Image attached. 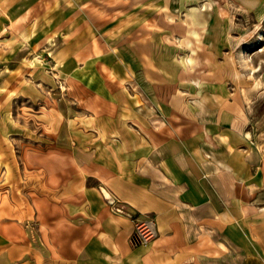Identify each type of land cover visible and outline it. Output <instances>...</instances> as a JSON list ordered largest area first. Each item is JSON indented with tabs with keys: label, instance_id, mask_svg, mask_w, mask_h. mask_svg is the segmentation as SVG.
<instances>
[{
	"label": "crops",
	"instance_id": "obj_1",
	"mask_svg": "<svg viewBox=\"0 0 264 264\" xmlns=\"http://www.w3.org/2000/svg\"><path fill=\"white\" fill-rule=\"evenodd\" d=\"M76 7L0 0V63L20 66L10 43L23 40L37 64L0 77V104L41 105L36 144L17 148L19 133L0 127V264H264V142L218 75L223 55L191 33L183 50L160 47L158 32ZM144 215L159 234L133 245Z\"/></svg>",
	"mask_w": 264,
	"mask_h": 264
},
{
	"label": "rangeland",
	"instance_id": "obj_2",
	"mask_svg": "<svg viewBox=\"0 0 264 264\" xmlns=\"http://www.w3.org/2000/svg\"><path fill=\"white\" fill-rule=\"evenodd\" d=\"M73 10L83 11L80 14L85 21L95 20L97 24L122 19V32H136L143 37L158 32L160 47L169 43L183 50L187 46L179 37L186 33H191V38L195 39L191 43L195 44L200 43L203 37L207 38L217 53L223 55L218 58L223 64V71L218 75L230 82L227 90L244 101L242 107L247 123L257 138L264 142V0H80V7ZM56 32L53 34L52 49L65 40ZM164 34H174L175 39L169 40ZM3 43L7 41L4 39ZM10 45L14 59L21 61V65L0 63V77L16 72L18 78L23 79L30 65L37 66L36 62L32 63L31 59L24 57L30 43L26 48L23 40H16ZM3 47L8 45L0 44V49L3 50ZM38 47L35 45L32 48ZM144 47L146 49L147 46ZM43 66L48 80L61 78L55 76L54 64L45 55ZM12 90L5 89V93H12ZM40 106L24 99L0 104V127L15 129L19 133L8 136L11 140L15 139L17 148L23 144L24 138H30L33 145L37 143L41 122L34 114ZM43 127L49 131L47 125ZM25 129L30 137L22 136L26 133Z\"/></svg>",
	"mask_w": 264,
	"mask_h": 264
},
{
	"label": "built area",
	"instance_id": "obj_3",
	"mask_svg": "<svg viewBox=\"0 0 264 264\" xmlns=\"http://www.w3.org/2000/svg\"><path fill=\"white\" fill-rule=\"evenodd\" d=\"M113 211L124 212V207L119 204V199L115 196L107 197ZM159 234L156 221L151 215L137 216L134 221V228L131 234L133 245L148 244Z\"/></svg>",
	"mask_w": 264,
	"mask_h": 264
}]
</instances>
